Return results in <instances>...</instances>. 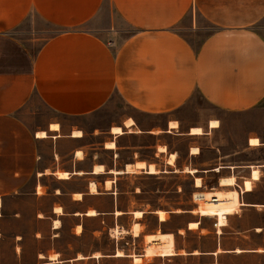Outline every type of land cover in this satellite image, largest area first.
<instances>
[{
	"label": "crops",
	"instance_id": "0c3cea01",
	"mask_svg": "<svg viewBox=\"0 0 264 264\" xmlns=\"http://www.w3.org/2000/svg\"><path fill=\"white\" fill-rule=\"evenodd\" d=\"M107 4L128 31L101 29ZM33 96L52 117L30 121ZM195 96L220 115L189 119ZM251 111L223 154L209 121ZM233 190L223 224L200 214L201 194ZM11 198L37 203L29 237H8L34 255L13 264H264V0H0V244ZM159 235L173 252L146 255Z\"/></svg>",
	"mask_w": 264,
	"mask_h": 264
},
{
	"label": "rangeland",
	"instance_id": "374dc122",
	"mask_svg": "<svg viewBox=\"0 0 264 264\" xmlns=\"http://www.w3.org/2000/svg\"><path fill=\"white\" fill-rule=\"evenodd\" d=\"M34 21H36L35 18H33ZM42 29L47 30V36L50 37L53 33L56 32V29L50 27V26H44L41 25ZM100 27L107 29L108 31H113V29L117 28L119 30L128 31L129 29L126 27V25L117 17L115 12L112 10V8L107 4L105 5L103 9V13L101 15V22ZM207 29L209 30L210 27L207 25ZM189 40L197 44L198 40L196 38H190ZM41 43V42H40ZM33 49H36L38 46V42L32 43L30 42ZM29 107L32 109L35 114H33L31 122H36L39 119H42L44 117H52V113L47 110L43 104L35 97L33 96L31 98V101L29 102ZM187 109L189 110V119H194L198 114V109H206L209 115H217L219 116L220 113L215 111L213 108H211L209 105L205 104V102L198 96H195L192 100V102L187 106ZM108 115L107 112L103 111L100 113L99 116L103 120ZM260 112L259 111H251L249 113H246L245 115H234V114H227L224 117V120L220 123L216 120H210L209 121V127L210 122L215 121L217 122L216 129V139L220 143L221 149L223 154L230 153L233 151H241L243 150V142L245 140L246 134L251 131L255 130L258 127V119H259ZM127 124H130L131 121H127ZM211 128V127H210ZM214 129V128H212ZM256 139L255 137L249 138L248 142L250 145V140ZM251 146V145H250ZM196 152V149L193 150ZM240 157H246L254 159L258 157L257 152H253L251 154L247 153L246 151L244 153L240 154ZM256 171L258 175V170L253 169V172ZM185 183V186H187V180L183 181ZM37 207V203L32 198H11L4 201L3 210L5 214H11L13 211H21L22 217L20 219L10 221V218L5 219L4 223V244H0V264H13L21 262V263H27L31 260V258L34 255L35 246L34 244H23L24 253L21 256V259L18 261L13 257L12 252V245L8 244V237H10L15 232H21L25 234V237H29V232L31 229V216L35 208Z\"/></svg>",
	"mask_w": 264,
	"mask_h": 264
},
{
	"label": "bare ground",
	"instance_id": "6f19581e",
	"mask_svg": "<svg viewBox=\"0 0 264 264\" xmlns=\"http://www.w3.org/2000/svg\"><path fill=\"white\" fill-rule=\"evenodd\" d=\"M171 125L175 126V123H171ZM217 126V122L211 121L210 127L215 128ZM57 126H52V128H56ZM113 132H119V128H113ZM192 135L193 133H201V128H193L191 129ZM74 135L80 134L79 132H73ZM202 134V133H201ZM39 136H44V133H39ZM111 144V143H110ZM108 144V145H110ZM258 144V141L256 139L250 140L251 146H256ZM79 155V154H78ZM173 156L170 157L171 161ZM141 165V164H140ZM152 165V164H151ZM150 166V165H149ZM132 168V167H131ZM98 167H96L94 170L98 171ZM101 169V167H100ZM150 172H155L152 167H150ZM58 177L65 178L67 177V174L65 173H59ZM258 177L257 172L254 171L252 174V178L256 179ZM222 184H232L234 182L233 178L230 179H223L220 181ZM108 184V183H107ZM235 184V183H234ZM196 185H200V179L196 178ZM91 188V185H90ZM244 188L246 190L251 188V183L249 180L245 181ZM92 190H94V187H92ZM203 197L202 202L200 203L199 212L202 215L206 216H216L218 217L217 223L223 224L225 222V215L231 214V212H234L236 210H239L240 202L238 199V193L233 191L228 192H220V191H212V192H204V194H201ZM56 209V208H55ZM59 210V207L56 209ZM92 213V211H90ZM89 214V212H88ZM93 214V213H92ZM164 213H160V218H164ZM138 215V213H136ZM196 226L195 224H190V227ZM135 231H137V227H135ZM154 238L149 237L148 240L152 241ZM156 240L159 242H162L161 244H150L146 248V255H152V254H159V255H170L172 251V238L170 235H159L156 237ZM259 251V250H258ZM236 252H239V250H236ZM122 253L120 251L117 252V255L120 256ZM42 257V256H41ZM81 257V256H79ZM56 255H50V260H55ZM135 262H138V258H134Z\"/></svg>",
	"mask_w": 264,
	"mask_h": 264
}]
</instances>
